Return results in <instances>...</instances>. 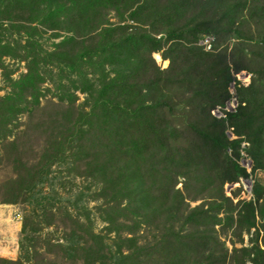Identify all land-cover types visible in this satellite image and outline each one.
Returning <instances> with one entry per match:
<instances>
[{"label":"trees","instance_id":"obj_1","mask_svg":"<svg viewBox=\"0 0 264 264\" xmlns=\"http://www.w3.org/2000/svg\"><path fill=\"white\" fill-rule=\"evenodd\" d=\"M0 69V204L62 234L0 264H264V0H0Z\"/></svg>","mask_w":264,"mask_h":264},{"label":"rangeland","instance_id":"obj_2","mask_svg":"<svg viewBox=\"0 0 264 264\" xmlns=\"http://www.w3.org/2000/svg\"><path fill=\"white\" fill-rule=\"evenodd\" d=\"M50 36V33L44 36V39L46 43L49 45L51 42H58V40L50 39L48 40ZM5 65L8 66V72L14 71L11 75L12 78L17 79L22 73H25V63H19L15 60L7 59L5 60ZM4 73L0 69V96H3L6 94V92L9 91V88L7 84L5 83V77ZM44 85L43 87H45ZM79 100L78 104L82 103L84 101V95L79 94L78 95ZM48 99V97H47ZM45 102V99L42 100V103ZM23 122L26 121V116L22 117ZM54 175H60V179L55 183L56 190L64 197L71 192L70 194H76L79 190L83 188V186L86 185L84 181H82L80 178L70 181L69 177H65V174H58L55 173ZM3 177L0 176V179ZM50 187L47 185H44V193L50 192ZM229 190V189H228ZM96 203L90 202L89 207L92 208ZM194 206V205H193ZM29 213V208L22 205H6V204H0V259L3 260H9V261H18L19 259L25 260L24 252L21 250V242H24L26 245H28V249L30 252H32L33 246L36 245V243H40L42 240H46L47 238L53 239L54 241L60 240L62 237L61 229L55 228V226H52L50 228H45L41 231L40 234L35 235L33 238L36 240H23V234L21 233L22 229V223L24 217ZM10 224L12 226H19V229L15 231L14 233H11L9 231ZM103 228L102 223L95 218V232H100ZM37 241V242H36ZM32 246V247H31ZM6 249V250H5ZM39 252L43 251V248H37ZM7 251V253H2V251ZM35 260L30 261L26 264H32Z\"/></svg>","mask_w":264,"mask_h":264},{"label":"built area","instance_id":"obj_3","mask_svg":"<svg viewBox=\"0 0 264 264\" xmlns=\"http://www.w3.org/2000/svg\"><path fill=\"white\" fill-rule=\"evenodd\" d=\"M213 42H214V38L211 36H207L200 42V44L204 47L206 51H211ZM250 77L251 75L247 73H240L235 76V78L237 79V82H245ZM234 88H235V85L232 86V90H234ZM237 107H238V103L235 99H233L229 102L227 111L234 112L237 109ZM213 115L219 119L223 117V113L220 110L214 111ZM228 138L231 140L236 139V137H234L232 134H229ZM245 146L246 144L243 143L242 147L245 148ZM240 165L248 173V177L245 179H242L243 196L245 198H250L252 196L251 194L253 193L254 184L258 179H261L264 185V172H260L254 169L253 161L249 159V157L245 154L244 151L241 154Z\"/></svg>","mask_w":264,"mask_h":264},{"label":"crops","instance_id":"obj_4","mask_svg":"<svg viewBox=\"0 0 264 264\" xmlns=\"http://www.w3.org/2000/svg\"><path fill=\"white\" fill-rule=\"evenodd\" d=\"M10 229H9V231L11 232V233H14L15 231H17L18 229H19V226H12L11 224H10Z\"/></svg>","mask_w":264,"mask_h":264},{"label":"bare ground","instance_id":"obj_5","mask_svg":"<svg viewBox=\"0 0 264 264\" xmlns=\"http://www.w3.org/2000/svg\"><path fill=\"white\" fill-rule=\"evenodd\" d=\"M5 250H6V249H5ZM5 250H4V251H2V253H5V254H6V253H7V251H5Z\"/></svg>","mask_w":264,"mask_h":264}]
</instances>
